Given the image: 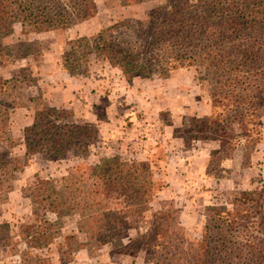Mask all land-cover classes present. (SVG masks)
Masks as SVG:
<instances>
[{
	"label": "trees",
	"instance_id": "obj_1",
	"mask_svg": "<svg viewBox=\"0 0 264 264\" xmlns=\"http://www.w3.org/2000/svg\"><path fill=\"white\" fill-rule=\"evenodd\" d=\"M121 1L132 5L145 0ZM96 13V0H0V50L2 37L11 33L15 23L29 34L66 29ZM154 13L146 54L141 55L137 40L120 42L109 35L133 24L126 18L95 36L71 39L63 56L64 69L86 73L83 61L93 52L115 63L128 80L136 74L166 77L194 66L208 78L211 102V112L192 123L196 138L219 140L220 149L213 150V157H229L238 148L250 155L263 138L264 0H168ZM114 41L129 47L113 48ZM6 109L0 113V204L25 167L5 149L13 142ZM54 115L55 119L60 115L58 109L45 106L36 111L33 125L24 128L28 155L62 145L61 138H55L60 127ZM37 134L38 141L33 138ZM83 150L87 155V145ZM154 195L147 164L122 163L117 156L97 164L79 163L59 178L38 177L31 197L39 211L33 224L22 226L24 244L42 248L53 241L49 211L75 215L79 232L97 248L119 237L125 221L136 229L153 218L152 227L129 237L148 252L152 264H264V187L244 190L226 205L209 206L197 240L187 236L175 210L153 211ZM9 234L0 224V248H16ZM20 258L22 264L49 263L30 250Z\"/></svg>",
	"mask_w": 264,
	"mask_h": 264
},
{
	"label": "rangeland",
	"instance_id": "obj_2",
	"mask_svg": "<svg viewBox=\"0 0 264 264\" xmlns=\"http://www.w3.org/2000/svg\"><path fill=\"white\" fill-rule=\"evenodd\" d=\"M167 1L124 5L121 0H96L94 17L66 29L25 34L15 23L11 33L2 37L0 113L7 108L13 140L5 149L25 167L0 204V224L16 245L0 248V264H22L20 254L27 250L45 256L47 264H152L148 252L129 239L153 226L155 219L150 216L136 229L125 221L119 237L97 248L79 232L75 215L49 211L53 241L42 248L24 244L22 226L33 224L39 211L31 197L34 182L38 177L66 176L79 163L97 164L117 156L122 163L147 164L155 189L153 211L175 210L180 226L195 240L201 237L209 206L226 205L244 190L264 187V115L262 141L250 155L238 148L229 157H213V150L220 149L219 140L196 138L194 119L211 112L209 82L202 70L190 66L166 77L136 74L128 80L98 52L83 61L86 73L64 69L63 56L71 39L95 36L126 18L133 24L109 35L120 42L137 40L141 55L146 54L157 15L154 10ZM114 42L113 48L129 47ZM45 106L59 111L52 119L60 130L53 131L63 143L58 149L28 155L24 128L33 125L36 111ZM40 136L33 138L38 141Z\"/></svg>",
	"mask_w": 264,
	"mask_h": 264
}]
</instances>
